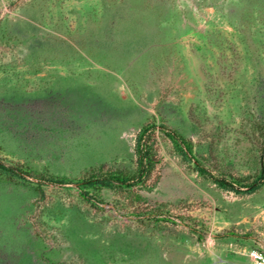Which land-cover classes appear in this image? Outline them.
<instances>
[{"label": "rangeland", "instance_id": "obj_1", "mask_svg": "<svg viewBox=\"0 0 264 264\" xmlns=\"http://www.w3.org/2000/svg\"><path fill=\"white\" fill-rule=\"evenodd\" d=\"M0 163V264H250L264 0H0Z\"/></svg>", "mask_w": 264, "mask_h": 264}, {"label": "trees", "instance_id": "obj_2", "mask_svg": "<svg viewBox=\"0 0 264 264\" xmlns=\"http://www.w3.org/2000/svg\"><path fill=\"white\" fill-rule=\"evenodd\" d=\"M145 132V130L144 131H142V133H140V136H139V138H138V144H137V149H138V154H139V163L141 164V166L144 168V162H145V158H147L148 159V156L150 155V152H149V150L148 149H146L144 146H143V144H142V140H143V133ZM173 139H175V137H172ZM182 151L184 150V149H181ZM185 152V151H184ZM150 159V158H149ZM142 168V169H143ZM0 170H2L3 172H6V173H8V174H11V175H17V171L15 170V168L14 167H12V166H7V165H5V164H3V163H0ZM144 172V171H143ZM142 172V173H143ZM262 177H264V163H263V167H262ZM52 181H54V182H57V180H53V179H51ZM58 182H60V181H58ZM216 182L221 186V187H223V188H225V189H228V190H231V191H239L238 189H236V187H235V185H234V183H232V182H229V181H227L226 179H216ZM245 186H247V187H249L247 190L249 191V192H251V191H255L257 188H258V186H259V184H258V182H253V183H249L248 185H245Z\"/></svg>", "mask_w": 264, "mask_h": 264}, {"label": "built area", "instance_id": "obj_3", "mask_svg": "<svg viewBox=\"0 0 264 264\" xmlns=\"http://www.w3.org/2000/svg\"><path fill=\"white\" fill-rule=\"evenodd\" d=\"M250 264H264V248L254 247L246 251Z\"/></svg>", "mask_w": 264, "mask_h": 264}, {"label": "crops", "instance_id": "obj_4", "mask_svg": "<svg viewBox=\"0 0 264 264\" xmlns=\"http://www.w3.org/2000/svg\"><path fill=\"white\" fill-rule=\"evenodd\" d=\"M249 261H250V259H249Z\"/></svg>", "mask_w": 264, "mask_h": 264}]
</instances>
